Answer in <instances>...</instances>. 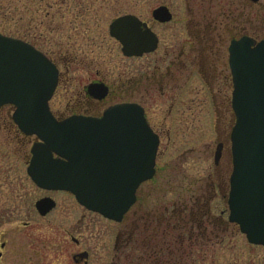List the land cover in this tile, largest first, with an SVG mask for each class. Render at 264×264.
Here are the masks:
<instances>
[{"label": "rangeland", "instance_id": "rangeland-1", "mask_svg": "<svg viewBox=\"0 0 264 264\" xmlns=\"http://www.w3.org/2000/svg\"><path fill=\"white\" fill-rule=\"evenodd\" d=\"M159 5H166L173 14L170 22L154 27L160 35L161 47L187 39V25L204 24L205 19H208V37L219 34L222 43L211 54L219 61L208 74V93L203 90V82L196 79L198 90L193 97L196 102L186 112L185 121L180 123L178 111L163 121L166 112L162 107L166 102L157 94L150 97V119L156 125L164 123L161 130L168 129L172 139L162 140L156 158L157 172L140 187L142 209L134 206L117 223L85 209L69 193L37 187L26 172L29 150L36 138L23 134L20 137L11 119L13 109L3 106L0 108V243L4 247L0 248V264H76L72 255L82 248L89 251L90 264H129L130 259L136 264L142 253L137 242L145 231L140 219L145 210L152 215L150 221L157 215L168 217L174 208L179 213L183 202L206 189L209 240L208 244L200 242L193 247L195 264H264V246L250 244L238 227L227 221L226 205L231 172L229 133L234 121L227 47L235 25L256 40L264 39V0L254 3L245 0H0V33L32 43L51 56L60 69L63 58L74 59L69 66L73 83L58 87L49 101L50 108L58 113L87 82L86 77L92 71L98 70L108 79L125 76L130 68L134 73L141 71L143 59H132L131 66L128 65L119 43L109 36V24L125 13L151 20L152 10ZM178 126L184 131L182 140L178 137ZM218 144L221 155L215 165ZM45 196L54 199L56 206L41 216L35 209V201ZM195 197L188 206H192ZM199 202L204 206V199ZM133 230L137 238L134 244L116 251L115 235ZM149 232H157L154 223ZM72 237L82 242L81 247H77Z\"/></svg>", "mask_w": 264, "mask_h": 264}, {"label": "water", "instance_id": "water-1", "mask_svg": "<svg viewBox=\"0 0 264 264\" xmlns=\"http://www.w3.org/2000/svg\"><path fill=\"white\" fill-rule=\"evenodd\" d=\"M152 17L164 23L172 15L162 5ZM109 32L126 56H140L157 44L133 14L116 17ZM228 50L234 113L228 220L250 244L264 246V39L244 36L232 40ZM57 78V68L42 52L0 33V108L12 105L18 129L36 138L27 175L37 187L69 192L87 210L120 222L136 200L137 187L154 175L158 138L137 104L114 105L100 117L57 120L48 105ZM220 154L219 144L215 164ZM54 206L50 197L35 202L41 216Z\"/></svg>", "mask_w": 264, "mask_h": 264}, {"label": "flooded vegetation", "instance_id": "flooded-vegetation-1", "mask_svg": "<svg viewBox=\"0 0 264 264\" xmlns=\"http://www.w3.org/2000/svg\"><path fill=\"white\" fill-rule=\"evenodd\" d=\"M245 1L252 3L251 0ZM171 15L172 20V12ZM227 19L231 20L233 16H227ZM140 20L146 23L147 27L157 38V44L154 50L145 52L140 56H126L122 52L120 43L110 35V32L109 36L119 43L121 54L126 59L128 65L131 66L132 59H143L144 65L141 71H136V73H134L130 68L131 71L129 70L130 72L128 71L129 73L127 72L125 76L121 75L113 79H108L98 70L92 71L86 77L87 82L82 85L81 89L76 92L74 97L66 102L63 111H58V113L52 109L51 111L57 120H63L70 116L100 117L104 111L114 105L125 103L137 104L143 109L148 126L158 138L154 165L155 175L157 172L156 158L159 146L164 138L167 142H170L172 136L168 129L165 131L161 130L164 123L156 125V123L150 119L148 114L150 97L157 94L166 102L162 107L163 112H166L165 116H163V121L171 117L173 111H178L179 118H182L180 123L185 121V116L188 114L186 112L191 111V108L194 107V102H196L193 99L198 90L195 82L196 79L203 82V90H206L208 93V74L211 73L213 65L215 66L217 61H219L218 57L217 59L212 58L211 54L214 51V47H216L218 43H222V36L218 34L214 35L213 38L208 37V19H205L204 24L194 22L187 25L185 34L187 39H178L171 44L161 47L160 35L154 30V27L155 25H165L171 20L164 23L156 21L153 17L151 20L147 21ZM233 31L235 32L230 42L243 36H248L256 40L254 36L249 35L245 32V29L239 28L238 25L233 27ZM44 54L58 70L55 91L61 85H71V83H73V78L69 73L71 70L69 66L74 62V59L63 58L61 64L63 68L60 69L59 64L51 56L46 53ZM180 125L181 127H186L185 124ZM178 128V137L179 140H182L184 131H181L179 126ZM148 181L149 180L142 182L137 187L135 193L136 200L124 215L122 221L134 206H137L138 209H142L144 202L139 197V191L141 185ZM207 190L208 189L202 191L198 196L193 195L195 193H191L193 198L196 196L192 206H188L187 204L192 201V197H190L189 201L182 203V208L181 211L179 210V213H175L176 209L174 208L168 217L164 216V214L157 215L153 216V221H150L152 215H149L147 209L145 210V214L140 216L145 231L140 234V242H137L142 248V253L137 257L136 264H195L197 258L195 254L196 251L193 247L200 242L208 244L209 240ZM201 199H204V206L199 202ZM165 212L167 213V209H165ZM152 223L155 224L157 232H149ZM170 229L174 232H169ZM135 235L136 232L134 230L126 233H117L113 242L114 249L118 251L133 245V241L137 239ZM157 239L160 240L155 242ZM72 240L77 247H81L82 242L79 239L72 237ZM129 256H132V254ZM90 257L91 255L86 248H82L72 255V259L76 264H90ZM201 259L204 261L203 257ZM110 264L115 263L110 262ZM129 264H133L131 259Z\"/></svg>", "mask_w": 264, "mask_h": 264}, {"label": "trees", "instance_id": "trees-1", "mask_svg": "<svg viewBox=\"0 0 264 264\" xmlns=\"http://www.w3.org/2000/svg\"><path fill=\"white\" fill-rule=\"evenodd\" d=\"M15 129H16V132L19 134V136L22 135V133L16 127H15ZM20 143H22V142H20Z\"/></svg>", "mask_w": 264, "mask_h": 264}]
</instances>
